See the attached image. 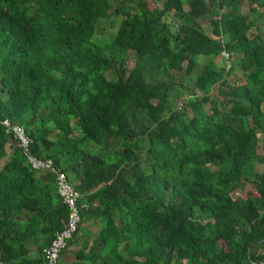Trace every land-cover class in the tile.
Wrapping results in <instances>:
<instances>
[{
	"label": "trees",
	"instance_id": "1",
	"mask_svg": "<svg viewBox=\"0 0 264 264\" xmlns=\"http://www.w3.org/2000/svg\"><path fill=\"white\" fill-rule=\"evenodd\" d=\"M246 1L0 0V264H47L69 214L59 173L85 204L59 264H264V0Z\"/></svg>",
	"mask_w": 264,
	"mask_h": 264
},
{
	"label": "rangeland",
	"instance_id": "2",
	"mask_svg": "<svg viewBox=\"0 0 264 264\" xmlns=\"http://www.w3.org/2000/svg\"><path fill=\"white\" fill-rule=\"evenodd\" d=\"M180 1L182 3H186V1H188V0H180ZM248 10H249V6H248L247 1L246 0H240L239 6H238V11L241 13H246ZM218 19H219V17H217L215 15H212V16L206 15V16H203L202 18H200V20H199L200 24L202 25L204 32L207 35H209L210 37H217L214 33L213 21L218 20ZM113 20L119 21L118 19H115V17H113V16L112 17L109 16L107 18L100 19L98 24H97V30L95 33V37L107 38V37H109L110 34L115 32L117 22L115 21V23H112ZM168 20L170 22H174V16H173L172 10L169 11ZM204 61H205V58H203V57L198 58V65L196 66V68L194 70V74L192 76H190L189 79L185 82V84L187 86L193 85L194 75L202 69V64ZM232 61H233V58L231 59V62H230L231 64H232ZM214 62H215L216 66H219V67L225 66V68H228L229 62H226L224 57L218 56L214 59ZM185 64H184V66H185ZM127 67L129 69L134 67V59L133 58L129 59V61L127 63ZM240 76H241V72L236 71V72L232 73L228 79L233 82V81L239 80ZM179 82H178V84H179ZM215 91H216V86L214 87L213 92H215ZM187 96L188 95H185L184 98H182V97L176 98L175 95H172L171 99H170L171 103H172L171 106L173 105L174 109H179V107H181V104H185L184 101H185V98H187ZM258 136H259L260 142L257 146V153L263 155L264 154L263 135L259 134ZM6 151H7V154L10 153L11 150H10L9 145L6 146ZM5 161H6V157L0 161V166H2V164ZM263 166H264L263 164H257L256 168L259 170H262ZM251 190H252L253 195H258V192L256 190H253L251 188V186L248 185V187H246L244 190H238V191L233 192L232 196L234 198H237V197L244 198L247 194V191H251ZM102 225H103V221L99 220L96 225H88L85 223V224H83L82 228L84 230H88V232L90 233V237H91L97 233V229ZM30 249H31V251L35 252V247L33 245L30 246Z\"/></svg>",
	"mask_w": 264,
	"mask_h": 264
},
{
	"label": "built area",
	"instance_id": "3",
	"mask_svg": "<svg viewBox=\"0 0 264 264\" xmlns=\"http://www.w3.org/2000/svg\"><path fill=\"white\" fill-rule=\"evenodd\" d=\"M221 55L226 60H229V54L225 51L221 52ZM2 124L5 126L7 133L13 134L17 144L22 148L24 155L27 157L28 164H30L34 170H43L45 164L29 153V144L31 140L24 128L20 125H11L7 120H3ZM57 191L62 202L69 208V214L64 228L56 233L48 249L44 250L47 264H59V253L65 247L66 240L75 232L79 221V209L85 206V204H81L80 206L77 204L78 199L83 197L82 194L75 190L65 176L60 173L57 177Z\"/></svg>",
	"mask_w": 264,
	"mask_h": 264
},
{
	"label": "clouds",
	"instance_id": "4",
	"mask_svg": "<svg viewBox=\"0 0 264 264\" xmlns=\"http://www.w3.org/2000/svg\"><path fill=\"white\" fill-rule=\"evenodd\" d=\"M1 123H2V121H1ZM5 127V126H4ZM5 130H6V128H5ZM32 168V167H31ZM36 171H42V170H36ZM75 189V188H74ZM57 190V189H56ZM81 198H83V197H81ZM63 203V202H62ZM64 204V203H63ZM82 204H84V203H82Z\"/></svg>",
	"mask_w": 264,
	"mask_h": 264
},
{
	"label": "crops",
	"instance_id": "5",
	"mask_svg": "<svg viewBox=\"0 0 264 264\" xmlns=\"http://www.w3.org/2000/svg\"><path fill=\"white\" fill-rule=\"evenodd\" d=\"M34 254H35V252H33V251L30 252V255H31V256H33Z\"/></svg>",
	"mask_w": 264,
	"mask_h": 264
}]
</instances>
